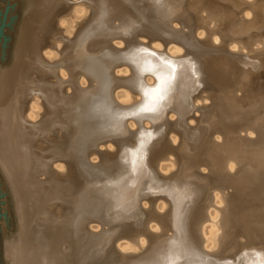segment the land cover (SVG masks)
<instances>
[{
    "label": "bare ground",
    "instance_id": "1",
    "mask_svg": "<svg viewBox=\"0 0 264 264\" xmlns=\"http://www.w3.org/2000/svg\"><path fill=\"white\" fill-rule=\"evenodd\" d=\"M202 1H27L14 62L0 75V162L18 215L22 199L32 203V245L53 248L68 224L77 264L94 251L113 264H164L151 260V242L171 232L167 242L189 246L187 264H216L247 229L254 242L241 264H264V195L243 197L264 187V0ZM30 73L45 87L26 80ZM38 105L43 115L32 121ZM54 107L84 115L71 119L54 153L32 145V158L30 148L23 156ZM247 130L256 137L241 135ZM50 182L66 187L56 199L59 226ZM213 201L223 204L218 217L207 214ZM66 202L72 214H63ZM89 221L101 231H86Z\"/></svg>",
    "mask_w": 264,
    "mask_h": 264
},
{
    "label": "rangeland",
    "instance_id": "2",
    "mask_svg": "<svg viewBox=\"0 0 264 264\" xmlns=\"http://www.w3.org/2000/svg\"><path fill=\"white\" fill-rule=\"evenodd\" d=\"M27 1L28 0H0V75L3 72V70L10 68V66L14 62L15 44L18 34L23 25V17L25 14ZM217 2L219 3L218 0ZM213 3L216 4V1H212L211 7L209 5L211 10L217 8L216 5H213ZM209 7H207L206 9L208 10ZM225 20L226 19L223 17L218 18L217 23L223 26L227 22ZM57 25L60 27V29H65V25H61V23H57ZM173 25L176 26L177 24L173 23ZM184 29H186V27ZM39 35L42 36L43 34L40 33ZM70 37L74 38L73 34H71ZM110 42L117 46V44L115 43V41H113V39L110 40ZM44 57L51 60L56 59L55 55L54 56L44 55ZM223 76L224 75H222V73L218 74V77L220 78L218 80L223 81L224 80ZM65 77L67 78L68 76ZM26 80L31 82V84L35 83L40 87H45V85L47 84L46 80L42 78L38 73H30L28 77H26ZM87 85L88 82L85 84V87H87ZM67 91L70 92L71 89L68 87ZM35 113L36 116L35 115L33 116L35 118H32V121H37L41 118V116L43 115V107L38 105L37 109L35 110ZM82 115L84 114L81 111H77L76 109H72V110L70 109L67 111L65 110V112L64 111L59 112V110L54 107L52 113L48 114L45 124L40 130V132L37 133L36 136L32 137V141L29 140L28 142L23 144L20 147L19 152L21 154L23 153L22 155L24 156L26 155L27 152L26 150L30 148L31 151L29 152V154L31 158L32 155L34 154V151L38 153V155L42 154V156L45 155L47 156L51 153H54L58 149L61 140L64 137L63 134L66 132L67 128L71 129L69 124V122L71 123V119H75L80 116L82 118ZM65 116H67V118H65ZM167 117L170 118L169 114L167 115ZM175 118L176 116L170 119L175 120ZM81 124L82 123H79L78 127ZM255 130H257L258 132L259 128L256 126ZM249 131H251L252 134ZM257 132L252 130L241 131V135H246L248 133L246 136L254 139L257 135L256 134ZM213 137L217 138L214 135ZM0 142H3L2 138H0ZM32 145L34 147L33 152H32ZM104 147H105L104 145H98V148L100 149H104ZM108 148L112 149V146L108 145ZM116 149L117 148L114 147L112 151L114 150L117 151ZM99 160L100 159H98L96 162H99ZM32 167H37V163L31 162L30 165L31 170L29 173L31 179H32ZM52 168L54 169L56 168V170L60 171L61 173H66L67 171L66 167L58 168L56 167V165H52ZM72 180L73 179L70 178V181ZM69 185L70 183H68V186ZM46 187H48L47 190L50 194V198L52 199L51 200L52 204H50L51 203L50 202L48 205L49 206L51 205V208L53 206L54 208L57 207L53 209L55 210L54 217L59 215L58 217H56L57 218L56 220L53 219L54 220L53 222L55 225L59 226L60 223L56 224V222L63 215L61 216V209H60L61 207L59 206V203L56 201V199L60 197L61 194H63L66 187L64 186L63 182H60V184H54L53 182H50L48 183V185H46ZM258 190H259L258 194L260 195L250 197L246 193H244L243 197H245V199L250 202H253L254 200H256V198L260 199L262 198V195H264V187ZM65 193H67V190ZM22 202L27 207L25 210L26 212L23 213L22 215L23 217L18 215L17 209L19 207L18 205L19 201L17 195L14 192L12 182L9 181V178L5 173L0 162V264H77L79 263V262L76 263L79 245H77L74 242V239L72 238V234H71L72 229L68 224H65L66 226H60L61 231L64 230L63 236L61 239L57 238L55 240V243L53 244L54 245L53 248L52 245H50V247H47L46 243H44L43 240L41 242L35 243L34 245H32V240H27L28 234L31 233V231L33 232L35 230L34 227L32 228V213L30 212L32 210L31 208L32 203L30 202V205L28 206V202H26L25 199L24 200L22 199ZM63 204H68V203L66 202ZM56 205H58L60 208ZM222 205H223L222 202L216 204V202L213 201V206L208 209L209 212H207V214L209 215L210 212L215 211L216 217H218V212L215 207H219ZM263 206L264 205L261 204L260 206H258L259 208L257 209H262L261 207ZM57 212L60 214L57 215L56 214ZM72 212H73V207L71 204H68L63 214H68V213L72 214ZM87 213L88 211H86V214ZM54 224L52 226H54ZM95 228L96 227L94 226V222L91 221H89L84 226V229L86 231H90V230L95 231ZM96 229H98L97 232L101 231V226H98ZM156 232H159V230H157ZM170 234L171 232H167L151 242V247H150L151 260H158L157 263L163 262L164 264L166 263L187 264L189 262L188 260L190 259L189 257H191V254L189 252V246L182 239H177L174 242H167V238H165V236ZM261 241H263L264 243V239H262ZM253 242H254V237L249 234V231L247 229H242L238 234L230 238L226 242L225 246H223L222 250L215 255L214 259L216 261V264H241L242 254L247 248L250 247V245L253 244ZM114 245H116V243H114ZM85 249L87 253L88 250L87 248ZM88 249L90 250V247ZM82 251L84 252V249H81L80 253H82ZM84 253H82L81 256L84 258L81 260V264L83 263L113 264L112 260L110 259L111 256L110 257L106 256V252H100V254L97 255V252L94 251L93 254L96 253V256L93 255L91 258H88L87 260L85 258ZM115 255L116 254H114V256Z\"/></svg>",
    "mask_w": 264,
    "mask_h": 264
}]
</instances>
